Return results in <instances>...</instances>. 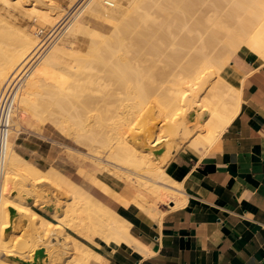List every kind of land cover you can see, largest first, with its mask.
Segmentation results:
<instances>
[{
  "label": "bare ground",
  "instance_id": "obj_1",
  "mask_svg": "<svg viewBox=\"0 0 264 264\" xmlns=\"http://www.w3.org/2000/svg\"><path fill=\"white\" fill-rule=\"evenodd\" d=\"M14 12L36 29L12 24ZM45 31L51 35L44 40ZM52 39L55 44L26 79ZM240 52L264 65V0H70L66 6L55 0H0V90L9 81H22L14 118L33 119L42 128L51 122L62 140L85 146L87 155L115 162L113 168L124 173L123 179L101 162L97 172L82 167L76 173L78 181L92 183L103 196L107 208L93 206L102 212L98 223L106 244L143 248L108 200L125 208L135 205L154 220L162 216L158 203L169 198L175 209L186 204L182 186L168 172L170 149L181 139L194 151L206 152L237 117L242 91L222 72ZM51 70L58 74L57 85L45 83ZM42 107L58 110L57 120L44 116ZM21 131L14 120L2 183L1 264H19L21 245L31 248L59 227L10 199L14 186L24 193L56 191L54 176L62 174L53 166L43 171L22 157L15 145ZM111 175L136 188L132 199L117 193ZM58 193L69 199L65 214L55 216L68 229L69 264H103V254L94 248L98 244L81 229L86 217L80 205L87 192L71 185ZM10 209L29 214V224L12 220Z\"/></svg>",
  "mask_w": 264,
  "mask_h": 264
},
{
  "label": "crops",
  "instance_id": "obj_2",
  "mask_svg": "<svg viewBox=\"0 0 264 264\" xmlns=\"http://www.w3.org/2000/svg\"><path fill=\"white\" fill-rule=\"evenodd\" d=\"M228 66L222 77L242 91L239 114L208 151L186 150L168 168L186 204L175 209L171 199L160 202L162 216L154 220L135 205L108 200L143 248L97 240L103 264H264V65L240 52ZM42 131L43 137L17 138L20 154L42 170L53 166L73 178L78 166L64 160L59 133L47 126ZM112 182L125 199L135 195L124 182Z\"/></svg>",
  "mask_w": 264,
  "mask_h": 264
},
{
  "label": "rangeland",
  "instance_id": "obj_3",
  "mask_svg": "<svg viewBox=\"0 0 264 264\" xmlns=\"http://www.w3.org/2000/svg\"><path fill=\"white\" fill-rule=\"evenodd\" d=\"M55 1H61L62 5H64V6H66V5H68L70 3V0H55ZM14 14H17V15H16V19L15 20L12 19V21H11L12 24L16 25L17 27H24L25 25L27 27H32L33 26L36 29V26H35V24L32 21L28 20L27 18L25 20L24 17H22L21 15H18L19 13H17V12L16 13L14 12ZM19 16H21V17H19ZM17 18L22 20V21L24 19V21L22 22V21L18 20ZM15 21H16V23L18 21H20L22 24H20L19 22L16 24V23H14ZM24 22H25V24H24ZM31 24H32V26H31ZM47 33H49V32L45 31L44 33H41L40 34V38L44 39V40L47 39L51 35V33H49V34H47ZM52 42H54L53 39L49 42L48 45L50 47L47 46L48 48L46 49L44 55L42 57H40V59H38L33 64L31 69L28 71V73H27V75L25 77L26 79L30 78L33 75L35 69L43 61L44 56L49 53V51L51 50V48L55 44V42L54 43H52ZM2 60H0L1 64L3 63ZM57 77H58L57 72L54 71V70H51L48 73V75H47L45 83L51 82L53 85H57V81H58ZM213 80H214V78L212 79V81ZM207 87L208 86L206 85L205 89ZM205 89L201 93V96H204L206 94L208 89L207 90H205ZM36 97H37L38 101H41L43 95L40 92ZM43 110L44 111L46 110L45 111L46 113ZM55 110L53 108H47V107L43 108L42 107V110L40 109V112L42 111L43 113H45L44 116H47V118L49 117L52 120L56 121L57 118H58V115H60V112H58V110L57 111H55ZM14 120L17 123V125L22 128V131L20 133L16 134V135L19 136L18 137V141L19 142L22 140V138L25 135H27L29 133H36V134L40 135L41 137H43V131H42L43 128L41 126L39 127L33 119L29 120V118H28V119L23 121L22 119H20L18 117H15ZM36 126H38V127H36ZM160 126H161V124L158 125L157 127L159 128ZM47 127L51 128V129L53 128L52 130H56V128H54L55 126L51 122L47 123ZM156 130H157V128H156ZM179 140H181V139H179ZM179 140H177V142L174 143L175 147L173 149H170V156L171 157L170 156H169L170 158L167 157L168 160L170 159V163H171V160L176 155H178L180 153H183L186 150H191V151L201 155V153L194 151L193 149H191L190 146H188L189 145L188 141L184 142V143H181L183 141L181 140V142H180ZM68 141H65V140L62 141L64 160H68V161L73 160V162L78 166V169L83 167V168L87 169L88 171L97 172L95 170V168L97 169L96 163H98V164L102 163L101 166H107V167L109 166L108 168L111 169L112 171L113 170H114V172L117 171L116 169L113 168V167H115V165H113V164H116L115 162L114 163L113 162L112 163H109V162L107 163V162H105L103 160H95L90 155L86 154V153H88V150H87V148L85 146H83V145L82 146H77V145H75V143H70ZM16 147H17V145H16ZM83 147H84V149H83ZM75 149H78L79 152L77 150L75 151ZM165 163H166V161H165ZM49 168H51V167H49ZM43 171H45V170H43ZM117 172H120L121 175L124 174L121 171H117ZM168 172H169V170H168ZM62 174L60 173V175H59V173H58L57 176L56 175L54 176L55 177L54 178L55 181L53 180V184L54 185L56 184L55 186H58L57 187L58 189H56V191L55 190L51 191V189H50V191H47L48 189H46L45 191L43 190L44 192L42 190H39V191L36 190V192L35 191L34 192H26L27 193L26 194L21 189H18V187H16V186L13 187V189L15 191L20 192L21 194L19 196L18 193H16L15 191H12V193L10 194V199L12 200V202H14L16 204L24 203L30 210H34L37 213L39 212L38 214L42 215L43 217H46L47 219H49L53 223H56V224L59 225V227L52 228V231H50L51 232L50 235L48 234L49 233L48 232L47 236L45 238H43L42 240H39V243L38 244H34V246H32L31 248L29 247L30 245H28V246L21 245L22 249L20 248V251H21L22 254H24V256L21 257L22 261L32 263L34 261V255H35L36 251H38L40 249H44L46 256L42 260V264H69L71 258L73 257V251H72L71 246L69 245L70 241L65 239V234H66L68 229L65 230L66 228H64V226L61 223L56 221L57 219H55V216H61V215H63V213L65 214V212H66V204H68V202H69V199L67 197H63L62 194L58 195L59 194L58 192H61L63 187L70 188L71 185H72V188L76 187L78 189H81V190L87 192V195L84 196L83 199H85V198L86 199L88 198V199L87 200L86 199L85 200L82 199L83 202L81 201L82 203L80 205L81 212L86 217V221H85L86 225L83 226V227L81 226V229L84 232H86V234H88L90 236L89 238H90L91 241L93 240L92 242H94V244H98V247H97L98 250H100L99 249L100 248V243L97 242V240H99L101 242H104L102 240V238L100 237V228H99V223H98V215L99 216L102 215V212L98 211V209L93 206V202H94V203L98 204V206L106 209L107 206L105 205V202L102 200L103 196L101 194H98V193L95 192L94 186H93L92 183H88L86 180H81V181L79 180L78 181L77 174L75 175V177H73L74 179L69 177L68 175L64 174L66 180H65V184H63L64 186L61 187L62 183H64V176ZM169 174H171V173L169 172ZM58 176H59V178H58ZM62 176H63V178H62ZM60 178L62 179V182H61V180H59ZM110 178H112V180H115V181H118V182H124L123 181L124 176H123L122 180L118 179L115 175H111ZM56 180H58V182ZM73 181H74V185L71 183ZM66 182H67V184H66ZM75 183H77V184H75ZM124 183L127 184L129 187H131L135 191V193L137 192L136 188L132 187L131 185H129L126 182H124ZM58 184H60V185H58ZM59 187L61 189L60 191H58ZM64 198H66V199H64ZM114 198L117 199L118 197L115 196ZM63 210L65 212H63ZM15 213H14L13 216L10 215L12 220L19 221L21 219L20 220L21 222H25V223L27 222L29 224V222L27 221V219H28L27 217H29V214L27 215V213H23V216H22V214H20L18 212H15ZM18 215L19 216L21 215V217L18 218L19 217ZM55 229H57V230H55ZM95 231H97V232H95ZM74 236H75V238H77V239H79L81 241H84L83 237L80 236L79 234L75 233ZM46 238L47 239L50 238V240L54 241V242L52 244H48L49 242H47ZM40 241H42V242H40Z\"/></svg>",
  "mask_w": 264,
  "mask_h": 264
},
{
  "label": "built area",
  "instance_id": "obj_4",
  "mask_svg": "<svg viewBox=\"0 0 264 264\" xmlns=\"http://www.w3.org/2000/svg\"><path fill=\"white\" fill-rule=\"evenodd\" d=\"M21 87L22 81L16 79L9 81L0 90V208L3 195L2 183L6 171L9 138L13 129L17 98L20 94ZM9 215H11V212Z\"/></svg>",
  "mask_w": 264,
  "mask_h": 264
},
{
  "label": "water",
  "instance_id": "obj_5",
  "mask_svg": "<svg viewBox=\"0 0 264 264\" xmlns=\"http://www.w3.org/2000/svg\"><path fill=\"white\" fill-rule=\"evenodd\" d=\"M10 212H11L12 216L15 213V211L13 209H10ZM45 256H46V254H45L44 249H40V250L36 251V253L34 255V261L32 263L25 262V261H22L20 259H16V261L19 262L20 264H42V260L45 258Z\"/></svg>",
  "mask_w": 264,
  "mask_h": 264
}]
</instances>
